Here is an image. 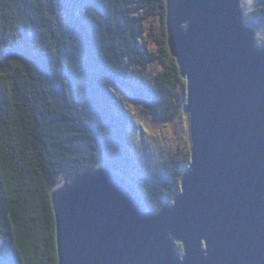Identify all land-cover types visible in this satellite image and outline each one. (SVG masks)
Returning <instances> with one entry per match:
<instances>
[{"label": "trees", "instance_id": "16d2710c", "mask_svg": "<svg viewBox=\"0 0 264 264\" xmlns=\"http://www.w3.org/2000/svg\"><path fill=\"white\" fill-rule=\"evenodd\" d=\"M166 13V0H0V172L15 189L0 180V264H58L49 201L67 174L115 170L153 212L180 193L187 83ZM244 23L264 45V0ZM131 105L176 143L154 152Z\"/></svg>", "mask_w": 264, "mask_h": 264}, {"label": "water", "instance_id": "95a60500", "mask_svg": "<svg viewBox=\"0 0 264 264\" xmlns=\"http://www.w3.org/2000/svg\"><path fill=\"white\" fill-rule=\"evenodd\" d=\"M242 5L166 0L187 83L180 193L153 212L115 170L67 174L51 193L58 264H264V45Z\"/></svg>", "mask_w": 264, "mask_h": 264}, {"label": "rangeland", "instance_id": "374dc122", "mask_svg": "<svg viewBox=\"0 0 264 264\" xmlns=\"http://www.w3.org/2000/svg\"><path fill=\"white\" fill-rule=\"evenodd\" d=\"M255 1L256 0H243L242 6L245 8V12L250 11L253 8V6L255 5ZM261 32L264 34V28L261 29ZM130 107L133 117L139 119L137 117L138 111L135 109V107H133V105H131ZM139 122L147 126L146 131H148V137L146 138H148L150 142L155 143L152 144V149L154 152H157L156 149H158V152L161 151L163 148L169 149L172 145L176 143V140L173 139V136L170 135L171 131L167 126L152 124L148 121V119H145L143 115H141V118L138 120V123L136 121L137 124H139Z\"/></svg>", "mask_w": 264, "mask_h": 264}, {"label": "snow or ice", "instance_id": "6c2138e0", "mask_svg": "<svg viewBox=\"0 0 264 264\" xmlns=\"http://www.w3.org/2000/svg\"><path fill=\"white\" fill-rule=\"evenodd\" d=\"M0 156H2V153H0ZM0 180H2V183H3V192L5 194L9 193L10 191H15L14 187L13 188H10V179L8 177V175L6 173H3V172H0ZM8 200H13L15 199L14 196H8L7 198ZM51 202V200L49 201ZM12 205L9 204L8 205V208L9 210L11 209ZM55 232H56V227H55V213L53 212V237L55 238Z\"/></svg>", "mask_w": 264, "mask_h": 264}]
</instances>
